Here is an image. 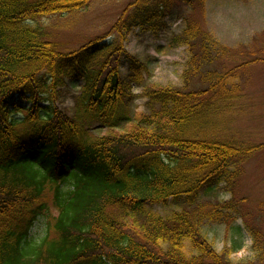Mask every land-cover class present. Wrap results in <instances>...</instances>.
Here are the masks:
<instances>
[{"label": "trees", "instance_id": "16d2710c", "mask_svg": "<svg viewBox=\"0 0 264 264\" xmlns=\"http://www.w3.org/2000/svg\"><path fill=\"white\" fill-rule=\"evenodd\" d=\"M88 1L0 0V264H230L229 251L218 252L202 227L231 214L163 216L149 206L193 202L235 157L259 146L209 136L219 109L203 97L207 90L153 86L136 113L132 86L141 85L146 65L124 42L152 21L139 6L114 23L110 42L105 35L61 51L43 19ZM196 38L200 53L187 61L186 75L222 51L196 26L171 39L191 48ZM226 74L215 73L211 87ZM75 79L82 84L73 107L62 109V88ZM48 195L56 215L35 241L31 228L47 215ZM253 247L261 257L262 241Z\"/></svg>", "mask_w": 264, "mask_h": 264}, {"label": "rangeland", "instance_id": "374dc122", "mask_svg": "<svg viewBox=\"0 0 264 264\" xmlns=\"http://www.w3.org/2000/svg\"><path fill=\"white\" fill-rule=\"evenodd\" d=\"M138 6L152 21L135 26L124 42L126 52L146 65L141 85L132 86L136 113L145 110L144 92L153 86L207 90L203 97L219 109L212 116L215 129L209 130V136L240 147L259 146L250 155L235 157L214 189L201 191L193 202L182 198L149 207L163 216L180 209L227 212L231 214L227 221L206 219L204 234L218 252L229 251L225 257L230 264H264V253L260 257L253 247L256 238L264 247V0H89L72 12L48 16L43 23L60 50L70 51L105 35L110 42L116 36L114 23L134 14ZM190 26L209 33L222 51L212 53L198 71L186 75L187 61L194 52L200 53L201 40H192L190 48L171 38ZM121 73H127L126 63ZM215 73L227 74L221 85L211 87ZM207 74L212 78L207 79ZM81 84V80L67 81L59 107H73ZM219 93L228 97L220 100ZM46 199L47 215L40 216L31 228L35 241L49 233L56 215L50 195ZM227 202L231 206L223 207ZM185 244L190 251L189 242Z\"/></svg>", "mask_w": 264, "mask_h": 264}]
</instances>
